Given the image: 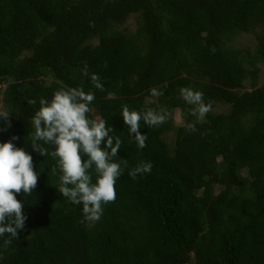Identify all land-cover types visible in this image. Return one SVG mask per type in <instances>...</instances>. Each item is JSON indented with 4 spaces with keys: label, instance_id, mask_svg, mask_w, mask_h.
I'll use <instances>...</instances> for the list:
<instances>
[{
    "label": "trees",
    "instance_id": "16d2710c",
    "mask_svg": "<svg viewBox=\"0 0 264 264\" xmlns=\"http://www.w3.org/2000/svg\"><path fill=\"white\" fill-rule=\"evenodd\" d=\"M240 34L253 36L250 49L232 44ZM260 66L264 0H0V105L11 125L0 119V143L17 137L11 142L38 173L31 196L16 194L27 219L10 246L0 238V264H264ZM63 86L94 92L87 115L104 118L123 141L117 158L127 168L98 221L60 195L59 170L51 173L58 159L30 146L39 100ZM188 86L227 109L210 111L193 133L184 126L191 106L179 96ZM152 88L163 95L152 97ZM122 105L171 116L158 127L141 121L148 139L139 149ZM141 160L151 172L132 179Z\"/></svg>",
    "mask_w": 264,
    "mask_h": 264
},
{
    "label": "clouds",
    "instance_id": "9594fccd",
    "mask_svg": "<svg viewBox=\"0 0 264 264\" xmlns=\"http://www.w3.org/2000/svg\"><path fill=\"white\" fill-rule=\"evenodd\" d=\"M81 72L89 76L87 64ZM90 80L95 89L104 91L98 75L91 74ZM150 94L152 97L163 95L157 88H152ZM179 96L191 106L188 115L194 117L185 123V130L196 132L197 123H203L211 111V102L206 103L203 92L190 86L180 88ZM94 99V92H85L82 87L63 86L53 93L50 100L41 98L39 108L31 118L34 128L31 148L41 156L51 155L58 159L57 167L51 169L53 175L57 170L60 173L58 191L72 204L82 205L84 219L88 221H98L103 214V206L115 201L116 180L127 168V161L117 158L123 141L110 134L115 129L106 126L104 118L90 119L87 115ZM31 103L37 102L33 100ZM9 116L8 111H0V119L10 127ZM120 116L127 125L128 135L139 149H143L148 137L139 131L141 121L149 127H158L167 122L171 113L163 107L138 111L122 105ZM16 139L13 136L9 142L0 143V238H4L6 248L24 229L27 219L22 211L24 205L16 199V194L31 196L38 182L32 156L25 149L15 147L11 141ZM38 141L55 145V150L50 152ZM152 167L151 162L141 160L128 175L135 179L138 175L150 173Z\"/></svg>",
    "mask_w": 264,
    "mask_h": 264
},
{
    "label": "rangeland",
    "instance_id": "374dc122",
    "mask_svg": "<svg viewBox=\"0 0 264 264\" xmlns=\"http://www.w3.org/2000/svg\"><path fill=\"white\" fill-rule=\"evenodd\" d=\"M127 26L130 30L134 28V25L131 19H129V21L127 22ZM232 44H234V46L236 47H248L250 49L254 44L253 36L251 34L236 35L233 38ZM259 69H260V72L258 74L257 86L264 85V67L260 66ZM247 87L248 86L245 84L244 89H247ZM151 103H153V100H148L146 104H151ZM3 110L4 109L0 105V111H3ZM211 112L216 113V114L226 113L227 109L225 105L216 104L211 108ZM172 123L174 126L180 123V118H179L177 109H175L173 112Z\"/></svg>",
    "mask_w": 264,
    "mask_h": 264
}]
</instances>
